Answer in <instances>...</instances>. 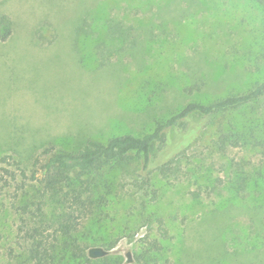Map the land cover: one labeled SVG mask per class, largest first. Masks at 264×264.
Here are the masks:
<instances>
[{"label": "rangeland", "instance_id": "obj_1", "mask_svg": "<svg viewBox=\"0 0 264 264\" xmlns=\"http://www.w3.org/2000/svg\"><path fill=\"white\" fill-rule=\"evenodd\" d=\"M3 14L13 33L0 41V264H29L20 206L46 146L141 136L190 100L264 81L256 0H0ZM84 18L94 33L76 31ZM113 21L133 44L100 66L101 41L125 45ZM263 110L194 114L165 132L147 168L131 154L93 171L106 201L76 232L87 252L102 246L112 264H264ZM222 133L240 145L220 149Z\"/></svg>", "mask_w": 264, "mask_h": 264}, {"label": "trees", "instance_id": "obj_2", "mask_svg": "<svg viewBox=\"0 0 264 264\" xmlns=\"http://www.w3.org/2000/svg\"><path fill=\"white\" fill-rule=\"evenodd\" d=\"M256 2L264 7V0ZM107 27L112 34L118 33L121 39L117 40L125 45L121 42L117 45L101 41L97 45L98 53L101 55L100 66L107 64L108 53L116 50L118 46L124 50L133 44V41L126 44L128 40L122 38L128 36L123 31L122 22L113 21ZM76 31L88 34L94 33V28L84 18ZM12 33V19L6 14L1 15L0 41L7 40ZM186 89L190 94L195 90L191 86ZM197 90H200V87ZM240 106L257 111L264 109V81L210 102L190 100L180 110L159 121L152 131L141 136L132 134L114 136L106 142L90 139L76 152L58 150L52 145L46 146L41 154L47 155L48 159L44 163L40 158L34 161V166L39 164L43 168V176H37L38 168L32 171L29 181L30 183L34 181L35 184L32 183L34 185H31V188L23 191L26 199L20 206L22 230L27 241L25 255L29 264H112L107 262L108 256L92 258L87 252V246L81 243L80 236L76 234L83 219L88 218L90 207H93L96 200L100 202L99 204L105 205V195L98 198L93 196L94 191L99 190L97 188L102 177L91 175L93 171H97L101 165L108 162H123L131 154L143 158L144 167L147 168L154 145L163 141L164 134L169 128L185 127L187 120L194 114H221L218 119L225 116L228 118L231 110ZM229 143L239 146L240 139L227 133L220 134L219 148L225 149ZM2 161L6 162V157H2ZM21 171L22 175L27 177L26 170L21 168ZM85 174L88 176L84 177ZM49 202L50 206L56 208L48 214L45 207ZM141 260L140 256L135 264H143Z\"/></svg>", "mask_w": 264, "mask_h": 264}, {"label": "water", "instance_id": "obj_3", "mask_svg": "<svg viewBox=\"0 0 264 264\" xmlns=\"http://www.w3.org/2000/svg\"><path fill=\"white\" fill-rule=\"evenodd\" d=\"M108 253V251L103 248L102 246H92L89 249V255L92 258H98V257H102L105 256Z\"/></svg>", "mask_w": 264, "mask_h": 264}, {"label": "crops", "instance_id": "obj_4", "mask_svg": "<svg viewBox=\"0 0 264 264\" xmlns=\"http://www.w3.org/2000/svg\"><path fill=\"white\" fill-rule=\"evenodd\" d=\"M76 46V45H75ZM83 67V66H82Z\"/></svg>", "mask_w": 264, "mask_h": 264}]
</instances>
